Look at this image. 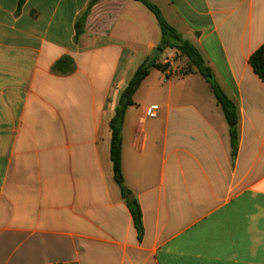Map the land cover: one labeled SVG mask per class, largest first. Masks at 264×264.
<instances>
[{"label":"crops","instance_id":"1","mask_svg":"<svg viewBox=\"0 0 264 264\" xmlns=\"http://www.w3.org/2000/svg\"><path fill=\"white\" fill-rule=\"evenodd\" d=\"M149 1L236 104V156L208 81L161 51L173 74L152 69L122 129L140 240L110 123L159 49L154 14L135 0H0V264H264V82L249 62L264 0Z\"/></svg>","mask_w":264,"mask_h":264},{"label":"trees","instance_id":"2","mask_svg":"<svg viewBox=\"0 0 264 264\" xmlns=\"http://www.w3.org/2000/svg\"><path fill=\"white\" fill-rule=\"evenodd\" d=\"M26 0H21V3ZM142 3L150 12H152L160 26L162 33V46L166 49H176L180 56L188 59V73L193 70L198 71L210 84L211 90L217 99L218 104L224 111L226 120L230 128L231 145L234 157L237 154L239 144L238 122L239 115L236 104L229 99L223 89L216 83L214 79H209L213 72L199 52V50L188 40H185L165 19L161 10L149 0H135ZM82 33V24H77V34ZM163 48L159 49L163 51ZM156 58L150 66L146 62L142 64L135 72L133 78L122 93L120 104L116 109V113L111 120L110 128L112 132L111 141V161L114 170V180L119 186L123 198L126 200L127 206L134 220L135 228L141 240L144 234L143 213L139 202L136 199L130 200L128 196L132 193L125 185L123 170H122V129L126 112L129 107L134 106V96L139 90L143 81L150 75L152 69L165 71L167 66H162L157 63ZM250 64L254 72L264 82V45L260 47L250 58Z\"/></svg>","mask_w":264,"mask_h":264},{"label":"rangeland","instance_id":"3","mask_svg":"<svg viewBox=\"0 0 264 264\" xmlns=\"http://www.w3.org/2000/svg\"><path fill=\"white\" fill-rule=\"evenodd\" d=\"M158 7V6H157ZM159 8V7H158ZM160 9V8H159ZM161 10V9H160ZM162 12V10H161ZM163 13V12H162ZM164 15V14H163ZM165 17V16H164ZM153 18H156L155 15H153ZM166 19V18H165ZM167 20V19H166ZM156 24L158 26V30H159V33H158V36H159V44H158V47L160 48H163L162 46V33H161V29H160V26L157 22V19H156ZM166 48H163V53L161 54L160 57H165L167 55V52H166ZM152 53V51L150 52V54ZM159 57V56H158ZM157 57V58H158ZM177 61V68H178V73H181L183 74V70H186V67L182 66V64L179 62L178 58L175 59ZM155 72V70H153Z\"/></svg>","mask_w":264,"mask_h":264},{"label":"built area","instance_id":"4","mask_svg":"<svg viewBox=\"0 0 264 264\" xmlns=\"http://www.w3.org/2000/svg\"><path fill=\"white\" fill-rule=\"evenodd\" d=\"M167 64H165L166 66ZM165 73H167V75H171L173 74V70L170 69V68H166L165 70ZM183 75H187L188 74V71L187 70H183ZM158 110H159V106H152L150 108L147 109L146 111V115L149 117V118H156L157 115H158Z\"/></svg>","mask_w":264,"mask_h":264},{"label":"water","instance_id":"5","mask_svg":"<svg viewBox=\"0 0 264 264\" xmlns=\"http://www.w3.org/2000/svg\"><path fill=\"white\" fill-rule=\"evenodd\" d=\"M162 52H161V50L160 49H158V48H155V49H153L152 50V53H151V55H150V57H149V59L147 60V62H146V65L147 66H150L151 65V63L161 54ZM210 78H212L211 76H210ZM133 198V195L131 194L130 196H129V199H132Z\"/></svg>","mask_w":264,"mask_h":264}]
</instances>
